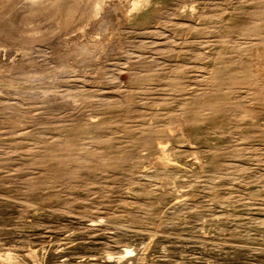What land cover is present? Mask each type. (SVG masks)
Segmentation results:
<instances>
[{
    "label": "rangeland",
    "instance_id": "rangeland-1",
    "mask_svg": "<svg viewBox=\"0 0 264 264\" xmlns=\"http://www.w3.org/2000/svg\"><path fill=\"white\" fill-rule=\"evenodd\" d=\"M86 2L0 0V264H264V0Z\"/></svg>",
    "mask_w": 264,
    "mask_h": 264
},
{
    "label": "bare ground",
    "instance_id": "bare-ground-1",
    "mask_svg": "<svg viewBox=\"0 0 264 264\" xmlns=\"http://www.w3.org/2000/svg\"><path fill=\"white\" fill-rule=\"evenodd\" d=\"M15 1H16V4L15 6H13V9H14L13 11L16 15L13 17H11L12 16L11 15L9 19L7 18L8 20L7 26H8V31H9V34L8 33L7 34L10 35L12 39L19 40V41L21 40L22 42H25V43H31V42L33 43L36 40L38 41L40 37L42 38L43 36H48V35L42 30L41 27L43 26H41L40 22H38L36 19H33L32 21H29L28 19L29 23H27L26 20L28 17L32 19L33 17L36 18L37 15L38 17H40L41 15H44V16L46 15L49 19L50 18L56 19L60 23H62V25L67 26L68 24L71 23L73 18L78 13L82 12V8H84L82 7V4H84V2H86L87 0H72L71 4H68V2H71V0H68V1L67 0H15ZM105 1L106 0H93V3L90 5L92 6L91 7L92 13L94 14L98 13L102 9L103 5H105L104 3ZM87 6H89L88 3H87ZM89 10H90V7H89ZM84 12H86V9ZM10 13H8V17ZM6 15L7 14H5V16ZM23 17H25L26 20ZM37 19L40 20L41 18H37ZM24 20L25 22H23ZM19 21H22L24 25H22V23L20 24ZM0 22H2V20ZM0 33H2V31ZM260 56L262 57V60L264 61V48L260 49Z\"/></svg>",
    "mask_w": 264,
    "mask_h": 264
}]
</instances>
